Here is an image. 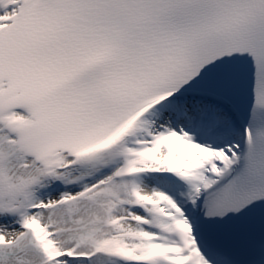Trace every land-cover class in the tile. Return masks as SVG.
Segmentation results:
<instances>
[{"label":"snow or ice","instance_id":"6c2138e0","mask_svg":"<svg viewBox=\"0 0 264 264\" xmlns=\"http://www.w3.org/2000/svg\"><path fill=\"white\" fill-rule=\"evenodd\" d=\"M0 264H264V0H0Z\"/></svg>","mask_w":264,"mask_h":264}]
</instances>
